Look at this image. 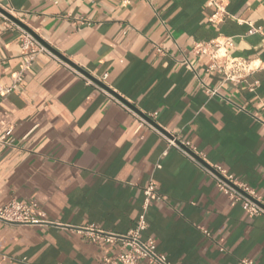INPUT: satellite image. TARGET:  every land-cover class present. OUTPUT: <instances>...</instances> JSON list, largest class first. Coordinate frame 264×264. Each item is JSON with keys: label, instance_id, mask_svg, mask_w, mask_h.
<instances>
[{"label": "crops", "instance_id": "obj_1", "mask_svg": "<svg viewBox=\"0 0 264 264\" xmlns=\"http://www.w3.org/2000/svg\"><path fill=\"white\" fill-rule=\"evenodd\" d=\"M0 7L59 58L39 54L0 104V135L11 129L15 139L0 149V206L33 201L45 221L0 220V264H106L120 242L103 248L86 229L126 235L150 182L164 199L151 202L142 237L155 239L171 264L245 257L264 264V214L249 216L128 109L247 182L264 205V0H0ZM227 38L229 55L251 68L239 79L192 50ZM22 62L19 31L0 11V83L11 86Z\"/></svg>", "mask_w": 264, "mask_h": 264}, {"label": "built area", "instance_id": "obj_2", "mask_svg": "<svg viewBox=\"0 0 264 264\" xmlns=\"http://www.w3.org/2000/svg\"><path fill=\"white\" fill-rule=\"evenodd\" d=\"M124 1L128 2L129 0ZM4 17L7 20L8 27L19 31L23 62L21 70L13 75L14 82L11 86H4L0 83V104L8 94L16 90L17 85L23 79L24 72L30 68L39 54L47 53L50 56L59 59L58 56L45 44L40 42L32 32L10 20L6 15H4ZM233 46V40L227 38L224 42L218 43L195 42L192 50L196 53L209 54L212 58L210 68H217L224 72L227 78L234 80L241 78L242 73L250 71L251 68L246 61L229 55L228 49ZM157 50L158 52H163L164 49L163 47H158ZM106 77L107 74H105L103 78L106 79ZM85 79L88 84L98 86L93 80L89 78ZM262 106L264 108V103ZM128 109L139 118L140 125L145 124L158 131L168 140L169 145L179 148L186 153V155L196 161L200 167L214 179L217 188L222 193L226 194L232 201L241 203L249 216L253 217L264 214V205L261 203L260 197L247 182L240 180L221 166L205 165L182 147L174 137L167 136V134L159 131L145 117L140 116L130 108ZM14 143L15 139L12 137L11 129L0 135V149L5 146H12ZM182 144L192 151L189 143ZM144 194V212L140 215L137 225L126 235L105 232L93 225L86 229L85 233L88 235L90 241L103 248L108 244L118 241L120 242L119 251L114 257H104L106 264H171L167 255L157 249L155 239H144L142 237V231L147 227V209L152 201L163 200L164 197L156 191L153 182H150L145 187ZM37 210L38 204L36 202L12 198L10 201L0 206V220L12 224H38L45 222L37 216ZM205 232L206 234H209L208 231L205 230ZM222 250H224V248H222ZM238 264H255V261L253 258L245 257L240 259Z\"/></svg>", "mask_w": 264, "mask_h": 264}, {"label": "water", "instance_id": "obj_3", "mask_svg": "<svg viewBox=\"0 0 264 264\" xmlns=\"http://www.w3.org/2000/svg\"><path fill=\"white\" fill-rule=\"evenodd\" d=\"M0 11L4 14V15H6L7 17H9L10 19H12L13 21H15V22H17V23H19V24H21L22 26H24L26 29H28V27L27 26H25V25H23L17 18H15V17H13L10 13H8L6 10H4V9H2L1 7H0ZM30 32H32L43 44H45L48 48H50L52 51L54 50L52 47H50L49 45H47L45 42H43L39 37H38V35L37 34H35L32 30H30V29H28ZM55 51V50H54ZM61 56V58H63L64 60H68V59H66L65 57H63L62 55H60ZM72 64V63H71ZM73 65V64H72ZM74 67H76L80 72H82L83 74H85V75H87V76H89L90 77V75L86 72V71H84L83 69H81V68H79V67H77V66H75L74 65ZM92 78V77H91ZM93 80L96 82V83H98L99 85H101L102 87H104V88H106V89H108L110 92H112L115 96H117V97H119L121 100H123L124 101V99L122 98V97H120L117 93H115L114 91H112L111 89H109L106 85H104L101 81H99V80H97V79H94L93 78ZM126 102V101H125ZM131 108H133V109H135V110H137L136 109V107L134 106V105H132V104H130V103H127ZM139 112V111H138ZM140 114L143 116V117H145L148 121H150L152 124H156L150 117H148L147 115H145V114H143V113H141L140 112ZM165 132V131H164ZM170 137H172V135H170L169 133H167ZM182 147H184L187 151H189V153H191L194 157H196L199 161H201L202 163H204L205 165H207V163H205L204 161H203V159L202 158H200L197 154H195L193 151H191V150H189L188 148H186L180 141H177Z\"/></svg>", "mask_w": 264, "mask_h": 264}]
</instances>
